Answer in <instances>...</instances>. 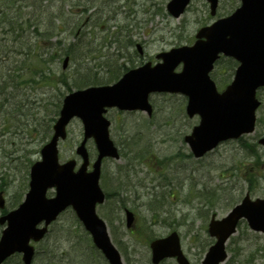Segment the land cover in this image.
Masks as SVG:
<instances>
[{
    "label": "rangeland",
    "instance_id": "obj_1",
    "mask_svg": "<svg viewBox=\"0 0 264 264\" xmlns=\"http://www.w3.org/2000/svg\"><path fill=\"white\" fill-rule=\"evenodd\" d=\"M168 2L0 0V48L11 49L4 53L10 55L11 63L7 65L11 66V73L15 68L32 67L30 62L25 63L27 55L18 52L24 43L31 41L37 42L36 50L51 55L57 52L49 68L52 74H59L58 69L60 73L66 71L61 74L71 86L79 83L80 78H86L85 83L104 81L107 78L104 76L117 77L129 65L156 60L160 51L193 42L198 28L210 17L207 1L192 0L180 18L168 13ZM233 5L232 1L223 2L220 14L227 13ZM12 15H17L23 27L30 24L31 30L35 28L38 36H32L26 28L19 39L18 32L12 30ZM71 26L75 35L69 32ZM138 42L143 45V54L136 49ZM38 54L41 53H34ZM67 54L71 56L70 64L63 69L62 61ZM224 66L215 78L219 87L232 80L233 69ZM2 67L0 61V75ZM34 72V67L20 71L25 77L18 84L15 79L16 84L9 85L2 98L6 102L3 110L14 113L9 116L12 123L0 127L4 133L0 135V186L7 199L6 210L23 201L29 188L30 167L41 157L42 139L52 131L57 117L60 92L68 88L62 84L57 90L53 86L56 84L46 85L40 75L34 77ZM51 72L45 75L51 77ZM259 98L263 102L256 130L240 139L220 143L201 158L194 157L184 141L199 116L190 118L185 113L183 96L153 94L152 118L143 112H109L113 119L112 138L124 155L119 160H106L103 165L101 183L107 185L111 195L98 213L106 219L124 264H152L150 241L172 230L181 235L184 252L192 264H202L214 242L208 234L212 214L216 212L223 217L247 191L253 198L264 197V147L258 143L264 135V89ZM4 111L2 116H6ZM68 129V137L59 147L61 161L75 158L81 163L75 151L84 130L81 120L76 118ZM88 149L94 159L97 150L93 141L88 142ZM125 206L137 215L135 228L126 226ZM227 244L229 257L223 264H264V233L254 232L247 221L240 224ZM93 245L89 233L84 232L69 209L51 226L47 238L37 244L34 264H85L82 261L87 253L97 264H109ZM164 264L177 262L170 258Z\"/></svg>",
    "mask_w": 264,
    "mask_h": 264
},
{
    "label": "water",
    "instance_id": "obj_2",
    "mask_svg": "<svg viewBox=\"0 0 264 264\" xmlns=\"http://www.w3.org/2000/svg\"><path fill=\"white\" fill-rule=\"evenodd\" d=\"M189 0H172L169 10L179 16ZM212 1V8L218 3ZM212 26L204 27L197 34L200 38L192 47L182 46L169 52H162L164 58L155 66L151 62L129 70L115 85L95 86L73 91L66 95L59 120L55 124V135L41 151L43 160L32 167L31 190L26 201L6 216L10 226L4 230L0 241V263L15 250L24 251L29 264L33 256V247L29 239H40L47 227L38 229L37 223L46 220L49 224L68 204H73L87 228L94 236L96 244L105 251L112 264H122L118 250L108 237L107 227L95 212L96 202L104 200L99 187L101 158L105 155L118 157V149L109 139L108 124L103 117L105 107L144 108L151 112L148 96L151 91H181L190 96L188 113L202 115L201 124L187 136L196 156L216 146L221 139L238 137L242 132L252 131L255 125L256 89L264 84V0H243L242 6L230 16L220 19ZM234 55L241 60L235 80L227 90L219 93L215 83L209 77L213 62L218 53ZM184 61L183 71L175 72V67ZM78 115L83 119L86 133L85 141L78 148L84 164L74 172L76 162L71 160L64 165L58 163L57 139L67 134L65 126ZM94 136L100 150L92 171L87 172L88 153L85 151L86 139ZM264 143V138L261 139ZM57 186L55 198L46 197L49 187ZM3 205V199H0ZM130 215V214H129ZM247 216L254 229L264 230V200L255 202L246 198L243 205L223 220L213 219L210 233L218 238L204 260V264H219L227 257L225 241L235 231L238 219ZM25 219V220H24ZM132 215L129 216V221ZM154 260L168 255H177L180 264H189L182 255L179 237L176 233L169 238L158 240L151 245Z\"/></svg>",
    "mask_w": 264,
    "mask_h": 264
},
{
    "label": "bare ground",
    "instance_id": "obj_3",
    "mask_svg": "<svg viewBox=\"0 0 264 264\" xmlns=\"http://www.w3.org/2000/svg\"><path fill=\"white\" fill-rule=\"evenodd\" d=\"M2 45H0V47H1ZM7 47L5 48V49H3V48H0V56H1V54L3 55L2 57H0L1 59L3 58L4 59V64H6V63H8V64H10L11 63V60L10 59H8V57L10 56L9 54H5V56H4V53L7 51ZM18 48H16V50H17ZM16 50H15V52H16ZM11 51V49L9 48L8 49V52H10ZM25 54H27V56H28V60L29 61H32V58H31V56H32V54H31V52H30V50L27 48V50H26V53ZM3 64V65H4ZM125 70V69H124ZM123 70V72L120 74V75H118L117 77L116 76H114L113 74L111 75V76H108V75H106V76H104V77H107L106 78V80H104V81H102V80H100V79H95L94 81H92V82H90V83H92V84H96V85H105L106 83H112L113 85H115V84H117V82L120 80V79H122V77L123 76H125V71ZM49 73L51 72V71H53L52 70V68H50L49 70ZM58 73L59 74H65L66 73V71H63L62 70V72L60 73V70L58 69ZM51 74H52V72H51ZM59 74H56V73H54V74H52L53 75V77H54V81L56 82L57 81V79L59 78ZM87 75H86V73H84V75H83V77H86ZM86 78H80V80H78V82H79V84L80 85H84V83L86 82ZM66 82H68L67 80H65ZM9 85H12V82H9ZM67 89H66V91H65V93L67 94ZM2 93H3V91L1 92V95H2ZM6 93V92H5ZM5 93H4V95H5ZM3 95V96H4ZM3 98V97H2ZM1 98V96H0V104H5L6 102H4V101H2L3 99ZM5 110V109H4ZM3 110V111H4ZM5 112V114H6V116H0V127L1 128H5L6 126H8L10 123H12L11 121H10V117L9 116H13L14 115V113H10V111L9 110H6V111H4ZM10 113V114H9ZM5 117V118H4ZM3 118V119H2ZM0 134H1V132H0ZM69 134V133H68ZM68 134L66 135V136H68ZM65 136V137H66ZM64 138H62V140H63ZM42 142H44V144L47 142V140H46V138H43L42 139ZM43 144V145H44ZM43 147V146H42ZM77 153V152H76ZM77 155L80 157V155L77 153ZM81 158V157H80ZM69 161V159H66L65 161H61V162H63V163H65V162H68ZM106 194L107 195H111L110 194V192H108V190L106 191ZM163 207V206H162ZM13 212V211H12ZM12 212H7L8 214H11ZM215 213V212H214ZM213 213V214H214ZM76 219H77V222L78 223H80V220H81V217L80 216H77L76 217ZM25 220V219H24ZM84 228V232L85 233H89V231H90V229L89 228H85V226L83 227ZM48 236V235H47ZM47 236L45 237V239L47 238ZM93 247H95L96 249H97V247L96 246H94L93 245ZM98 250V249H97ZM100 251V250H99ZM33 253H37V247L36 248H34L33 249V251H32ZM101 252V251H100ZM68 252H63L62 254L63 255H65V254H67ZM83 253V252H82ZM38 254V253H37ZM69 255V254H68ZM85 258L83 259V261L82 262H84L85 264H97L95 261H92V256L89 254V253H87V254H85ZM18 264H28L27 262H26V260H24V259H21V260H19V262H18ZM189 264H192V262H191V260L189 259Z\"/></svg>",
    "mask_w": 264,
    "mask_h": 264
},
{
    "label": "trees",
    "instance_id": "obj_4",
    "mask_svg": "<svg viewBox=\"0 0 264 264\" xmlns=\"http://www.w3.org/2000/svg\"><path fill=\"white\" fill-rule=\"evenodd\" d=\"M229 61V63L231 64V62H232V60L231 59H229L228 60ZM39 66H40V64H39ZM38 66V67H39ZM43 66H45L44 64H43ZM232 66H233V64H232ZM234 67V66H233ZM2 70H4L3 71V73L0 75V96H1V98L3 97V95H4V93L7 91V87H9V82H12V85L13 84H15V82H14V80L13 81H11V79L13 78L12 76H7V69H5V68H2ZM44 72H46V69L45 68H41L39 71H38V75H41L42 77H43V79L44 78H46L47 76L44 74ZM10 75V74H9ZM68 85V89L70 90L71 89V87H70V85L69 84H67ZM3 91V93H2V95H1V92ZM3 101V100H2ZM3 105L4 104H0V116L3 114Z\"/></svg>",
    "mask_w": 264,
    "mask_h": 264
}]
</instances>
